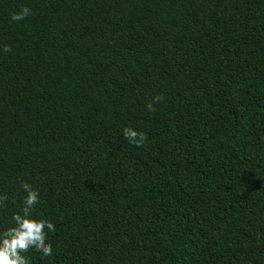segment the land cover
<instances>
[{
	"label": "trees",
	"instance_id": "obj_1",
	"mask_svg": "<svg viewBox=\"0 0 264 264\" xmlns=\"http://www.w3.org/2000/svg\"><path fill=\"white\" fill-rule=\"evenodd\" d=\"M22 182L31 264H264V0H0V231Z\"/></svg>",
	"mask_w": 264,
	"mask_h": 264
},
{
	"label": "clouds",
	"instance_id": "obj_2",
	"mask_svg": "<svg viewBox=\"0 0 264 264\" xmlns=\"http://www.w3.org/2000/svg\"><path fill=\"white\" fill-rule=\"evenodd\" d=\"M31 10L26 6H21L18 13H13L11 20L18 22L26 19L31 15ZM11 51L9 45H3V52ZM163 96L153 97L154 103H160ZM149 112H155L153 103L146 104ZM123 137L135 147H143L147 141V134L137 132L132 127L122 129ZM25 193L21 204L22 207L18 212H13L11 216L12 224L7 229L0 231V264H31L29 253L35 251L42 254V258L52 255V244L48 242L49 232H55V224L48 219L36 218L33 210L40 203V193L28 182H22L20 185ZM7 195H0V208L7 205ZM15 204V201H12Z\"/></svg>",
	"mask_w": 264,
	"mask_h": 264
}]
</instances>
